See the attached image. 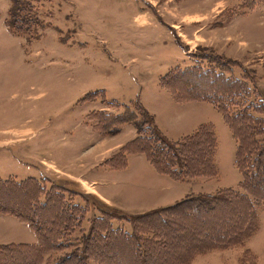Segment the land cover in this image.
I'll return each instance as SVG.
<instances>
[{"label": "rangeland", "instance_id": "obj_1", "mask_svg": "<svg viewBox=\"0 0 264 264\" xmlns=\"http://www.w3.org/2000/svg\"><path fill=\"white\" fill-rule=\"evenodd\" d=\"M30 1L44 24L35 37L7 26L12 2L0 0V178L32 177L47 187L63 183L71 191L66 197L87 205L80 194L96 195L99 183H88L93 176L80 171L86 157H102L108 142H126L133 129L127 125L111 137L94 126L95 111L124 110L106 104L100 94L88 101V93L103 90L107 100H132L126 101L132 109L133 101L147 100L161 130L174 140L203 123L215 130L217 176L185 180L190 190L179 181L166 188L150 174L151 168L161 176L149 163L145 169L130 154L128 170L112 174L119 173L117 181L139 184L129 189L134 198L156 201L160 192L174 194L175 185L186 188L185 198L238 189L242 176L235 164L236 142L221 112L208 102L176 103L170 91L197 95L196 86L208 78L223 89L225 77L216 74H224L258 89L264 100V0H252L253 6L247 0ZM125 146L106 160L119 155L126 161ZM141 180L150 184L148 191ZM88 213L89 218L95 214ZM258 213L259 227L240 244L199 251L190 264H264V204ZM114 225L132 231L126 220H114ZM88 227L85 221L82 229ZM77 231L72 236H79Z\"/></svg>", "mask_w": 264, "mask_h": 264}, {"label": "trees", "instance_id": "obj_2", "mask_svg": "<svg viewBox=\"0 0 264 264\" xmlns=\"http://www.w3.org/2000/svg\"><path fill=\"white\" fill-rule=\"evenodd\" d=\"M11 2L7 26L35 37L36 29L44 26L36 6L30 0ZM253 2L247 0L246 5L253 6ZM216 75L225 77V88L217 89L208 78L200 81L204 86H196L201 92L197 95L170 92L177 101H206L221 112L236 142L235 164L242 176L238 189L192 195L132 214L90 193L80 194L88 203L82 206L65 196L71 191L63 183L47 187L44 180L32 177L0 178V213L26 223L37 236L34 244H0V264H190L199 251L245 240L259 227L258 207L264 204V100L258 89H249L240 79ZM99 94L106 104L124 110L120 114L95 111V127L110 135L123 124L136 128L137 136L121 151L124 158L131 152L144 153L158 172L176 180L217 176L212 124H202L172 141L138 99L131 103L132 109L130 104L107 100L103 90H98L88 93V101ZM104 164L119 169L126 161L118 155ZM90 210L95 214L89 218ZM114 220L130 222L132 231L115 227ZM85 221L89 223L86 230L82 229ZM77 228L80 235L74 237Z\"/></svg>", "mask_w": 264, "mask_h": 264}, {"label": "crops", "instance_id": "obj_3", "mask_svg": "<svg viewBox=\"0 0 264 264\" xmlns=\"http://www.w3.org/2000/svg\"><path fill=\"white\" fill-rule=\"evenodd\" d=\"M171 98L176 103L184 104V102H189V101H177L173 95H171ZM128 100H130V99H128ZM128 100L126 98H120V99H117L116 101H118L120 103H126V104L132 101V100H130L129 102H126ZM140 102L155 118L156 114L148 107L147 100L143 99ZM192 102H206V101H192ZM176 105L177 104H174V106L172 107V110L176 109V107H175ZM189 106L192 107L194 105H189ZM195 106L206 108L204 105H195ZM155 122H156L157 126L159 127V129L161 130L160 126L157 123L156 118H155ZM203 124H206V123H203ZM127 125L132 126L133 129L132 128L128 129L129 136H128V138H127L128 140L126 142H118L115 140L112 143L108 142L111 145H105L104 146L105 152L103 153L104 155L102 157H96V158L93 157L92 158L93 161H91L90 156L86 157L87 164L84 167H82L83 169L80 171L83 172L85 169H87L86 173H89L90 175L93 176L92 178L88 179V181H90L88 183H91V184L93 182L99 183L96 186L97 189L94 188V191L93 190L92 191L96 195H98L103 201L107 202V204L119 207V208L127 211L128 213H132V214L133 213L147 212V211L155 209V208L168 206V205H171V204L185 198V194L187 193L186 188L177 189V186L175 185V187H174L175 193L174 194L169 195L168 193H166V194L163 193L160 196V194H161V192H160V194L158 195L159 197L157 198L156 201H154L151 197H148V200L140 201V200L134 198L133 195H131L129 193V189L138 187V185H139L138 183H135L131 180H129L127 182H120V181L116 180V175H119V173H113L112 174V172H120V171L125 172L126 170H128L129 160L127 162V159H128L130 154H134L133 156H134L135 160L138 161V163L141 167L146 169V168H148L147 163H149L150 166H152L154 168L156 174H159V175L165 177V178H162L161 176L153 175L154 173H151L153 171L149 167L151 170L150 174L154 178H159V179L163 180L164 184L166 185V188L173 186L174 184H172V183L179 181L184 186L188 185L187 186L188 190H190L191 185H190L189 181L176 180L167 174H163V173L158 172V170L148 160V158L146 157V155L144 153H139V152L128 153L126 155V164L123 168L112 169L110 167H107L106 164H103V162L106 160V158L110 157L111 154H113L112 152L114 149L120 148L121 146L127 144L128 142H130L131 140H133L137 136L136 129L132 124H124L122 127H120L119 132H117L114 135H110V136L115 137V136L119 135L123 131V128ZM195 130L196 129H192L193 132ZM162 133L164 135H166L163 131H162ZM187 135H189V134H187ZM184 136H186V135H184ZM184 136H182V137H184ZM168 138L171 140H174L173 138H170V137H168ZM181 138H179V139H181ZM174 141H176V140H174ZM135 155H137V156L135 157ZM143 156H145L146 162H145V159L143 158ZM106 168H109V172L106 171ZM105 175H111V176L108 179L105 177ZM141 182H145V181L141 180ZM145 183H146V185L141 184V185H143L141 187H142V189H147V191H148V187L150 184H148V182H145ZM112 184H115V185H112ZM152 187L153 186H151V188ZM164 190H165V188H164ZM36 242H37L36 234L27 226L26 223L18 220L14 216L5 215V214L0 213V244H10V243L34 244Z\"/></svg>", "mask_w": 264, "mask_h": 264}]
</instances>
